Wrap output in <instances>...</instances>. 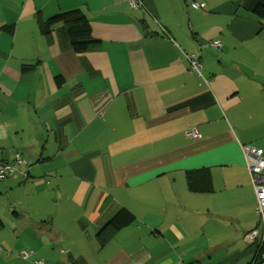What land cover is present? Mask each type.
<instances>
[{"label": "crops", "instance_id": "0c3cea01", "mask_svg": "<svg viewBox=\"0 0 264 264\" xmlns=\"http://www.w3.org/2000/svg\"><path fill=\"white\" fill-rule=\"evenodd\" d=\"M244 1L0 0V164L20 155L28 174L0 181V264L253 259L242 147L264 151V19ZM72 10L99 41L85 54L61 24L40 30ZM199 171L212 192L190 191ZM122 210L134 222L101 247Z\"/></svg>", "mask_w": 264, "mask_h": 264}, {"label": "trees", "instance_id": "16d2710c", "mask_svg": "<svg viewBox=\"0 0 264 264\" xmlns=\"http://www.w3.org/2000/svg\"><path fill=\"white\" fill-rule=\"evenodd\" d=\"M242 7L257 18L264 19V0H245ZM58 24L62 25L64 41L76 54H85L98 46L99 41L93 38L88 19L82 11L63 12L47 21H39L40 30L44 35H50L51 29ZM8 31L11 32L12 28H8ZM212 43H210L211 46ZM187 178L191 192H212L210 176L207 171L187 173ZM133 222L134 216L126 210L116 214L108 224L109 228L107 227L106 230L98 233L97 238L100 246L104 247L120 230ZM75 264H86V261L85 259H80Z\"/></svg>", "mask_w": 264, "mask_h": 264}, {"label": "built area", "instance_id": "2783aa9c", "mask_svg": "<svg viewBox=\"0 0 264 264\" xmlns=\"http://www.w3.org/2000/svg\"><path fill=\"white\" fill-rule=\"evenodd\" d=\"M188 5L197 9L203 10L197 0H184ZM128 5L136 10L143 11L145 9L141 0H127ZM212 46L220 48L222 45L220 41H213ZM188 62L193 71L201 74L202 63L198 57L186 56ZM186 135L190 138L196 139L200 135L196 128H192L186 132ZM248 172L251 177V181L254 187L256 196V213L259 217V227L250 231L246 235L247 242L254 245V256L250 264H264V151L258 147L252 145H244L242 147ZM26 165L25 161L20 155L16 156L14 162L0 164V181L7 179L10 175L17 174L21 180H25L28 174L21 167ZM3 249L0 246V254ZM43 264V263H37Z\"/></svg>", "mask_w": 264, "mask_h": 264}, {"label": "rangeland", "instance_id": "374dc122", "mask_svg": "<svg viewBox=\"0 0 264 264\" xmlns=\"http://www.w3.org/2000/svg\"><path fill=\"white\" fill-rule=\"evenodd\" d=\"M121 240L122 239H120V242H121ZM96 245H97V242H96ZM210 253H211V255H209V256L213 257L212 260L200 261V263H198V264H216L217 260L215 259V257L217 256V251L213 252V253L211 251V252H209V254ZM85 254L84 255H77V257H75V258L78 259L81 256H85ZM197 254H198V252H194V253L190 254L188 257H185V255H182L181 257L186 262L185 264H189L188 262H191L192 255L196 256ZM251 260H252V255L251 256L249 255L248 257H244L240 261H237L235 264H249ZM192 264H197V263H192Z\"/></svg>", "mask_w": 264, "mask_h": 264}]
</instances>
